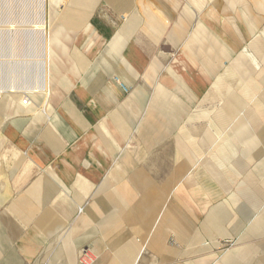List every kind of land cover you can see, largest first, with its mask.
I'll return each mask as SVG.
<instances>
[{
  "label": "rangeland",
  "instance_id": "rangeland-1",
  "mask_svg": "<svg viewBox=\"0 0 264 264\" xmlns=\"http://www.w3.org/2000/svg\"><path fill=\"white\" fill-rule=\"evenodd\" d=\"M109 1L47 0L48 82L0 35V264H264V0Z\"/></svg>",
  "mask_w": 264,
  "mask_h": 264
},
{
  "label": "bare ground",
  "instance_id": "bare-ground-1",
  "mask_svg": "<svg viewBox=\"0 0 264 264\" xmlns=\"http://www.w3.org/2000/svg\"><path fill=\"white\" fill-rule=\"evenodd\" d=\"M111 1H113V0H111ZM111 1H109V2H111ZM124 1V0H123ZM127 1V0H126ZM254 1V0H253ZM13 2H14V0H0V35H4L5 37H11V36H13V38L15 39V37H17L18 36V34L19 33H21V32H27V33H29V34H38V36L40 35V40H42V42H43V44H44V48H45V53H46V57H45V60H44V72H43V76H44V79H45V81L46 82H48L47 81V79H46V72H47V60H48V48H49V41H48V36H49V29H47L46 28V22H47V16H48V6H47V0H39V6L38 7H40L39 9H40V16H39V19L37 20V21H33L32 22V25H30V26H21V25H19V24H13V23H15V22H13L12 23V21H9L10 20V18L12 17V11H11V9H12V5H13ZM119 2H121V1H119ZM255 2V1H254ZM253 2V3H254ZM112 3V2H111ZM114 3V2H113ZM143 3V2H142ZM256 3V2H255ZM119 4V3H118ZM125 4H123V6H124ZM256 5V4H255ZM145 7H146V5H145ZM148 7H149V5H148ZM256 7V6H255ZM55 9V8H54ZM55 11V10H54ZM249 11V10H248ZM56 14H57V11L55 12ZM59 13V12H58ZM249 14V13H248ZM53 15V14H52ZM51 15V16H52ZM223 15L224 16H228V15H230L229 13H223ZM250 15V14H249ZM238 16V15H237ZM225 18V17H224ZM237 20H239L238 22H237ZM257 21V20H256ZM50 22V21H49ZM151 22V21H150ZM155 22V21H154ZM19 23H21V22H19ZM31 23V22H30ZM240 23H241V20L240 19H236V22L234 21V20H227V22H223V24H224V26H227V27H230V28H232L233 29V26H235L236 27V31H238V33L240 34V33H242L241 32V27H240ZM183 25V23H179V25ZM25 25V24H24ZM147 25V24H146ZM152 26V25H151ZM141 29V28H140ZM199 29L200 30H202V27L200 26L199 27ZM49 30V31H48ZM22 34V33H21ZM23 35V34H22ZM51 36V35H50ZM19 37V36H18ZM6 39V38H5ZM13 39V40H14ZM18 39V38H17ZM17 39H15L16 41H17ZM10 41V40H9ZM8 42V41H7ZM224 44V43H223ZM42 45V44H41ZM225 48V47H224ZM227 50V49H226ZM226 50H223V52H224V55H220L221 57H218V58H216L214 61L215 62H218V63H221V62H223L222 60H223V56H225L226 55ZM256 53H258L257 52V50H256ZM45 55V54H44ZM257 55V54H256ZM258 56V55H257ZM42 60V61H43ZM209 62V61H208ZM8 65V64H7ZM215 65V64H214ZM213 65V66H214ZM215 68V67H214ZM209 70H211V69H209ZM125 87V86H124ZM17 87H15L14 85H9V86H7V89L6 90H4V92H8V93H10V95L12 94V99L16 102V108L17 109H19V110H22L23 108H26V107H31L30 108V112L31 111H33L34 110V106H31V103L29 102H26L25 101V105H24V101H23V97H21L22 96V93H26V94H28L29 95V97L33 94V93H36V92H38V89H40V88H38V86L37 87H33V86H31V87H29L28 88V90H26V92H21L20 90H17L16 89ZM218 88V87H217ZM50 89V88H49ZM219 92L221 91L220 89L218 90ZM2 91L0 90V93H1ZM49 93V91L47 90V87H46V85H44V88H43V95H44V97H45V99L47 98V96L50 94H48ZM209 94V93H208ZM209 97L211 96V98H215L214 97V95H213V93L211 92L209 95H208ZM208 96H207V98H208ZM20 98V99H19ZM49 98V97H48ZM18 99H19V101H18ZM44 99V100H45ZM135 100H133V106H134V108H136L138 105H139V101L140 100H138V98H134ZM30 101V100H29ZM45 102H46V100H45ZM232 104H233V102H232ZM33 113V112H32ZM146 120V119H145ZM109 123V122H108ZM103 128V127H102ZM106 134H108V133H106ZM127 167H128V162H123V163H121L119 166H117V168H116V172H114L113 174H112V179L115 181V178H117V179H119V178H124L123 176V174H121V173H124L126 170H127ZM118 172H121V173H118ZM130 179H131V181H133V178L132 177H130ZM124 189L126 190V192H128V193H131L132 192V190H130L131 189V187H130V185H129V182L127 183V182H125V187H124ZM165 191V190H164ZM164 191H162L163 193H164ZM167 191V190H166ZM120 192V191H119ZM134 192V191H133ZM132 192V193H133ZM161 192V194H163ZM121 194V197H122V199L124 200V201H119L120 203H122V204H124V203H127V204H130L131 202L130 201H128V200H126V198H125V196H124V194H122V193H120ZM119 195V194H118ZM152 194H150V196H151ZM164 195V194H163ZM166 195V194H165ZM150 196H147V199H145V202L146 203H150L151 205L152 204H156V202L157 203H160V200H161V197L160 196H158V197H156L155 199H154V196H152L151 198H152V200L150 199ZM176 196V195H175ZM163 197V196H162ZM120 200V199H119ZM182 203V202H181ZM174 207H177V206H174ZM81 210V209H80ZM138 224H139V222H137L136 223V225H137V227H138ZM136 227V228H137ZM137 230H139L138 228H137ZM133 254V253H132ZM132 254H130V255H132ZM138 257H139V251L134 255V257H132L133 259L132 260H130L129 262H124V264H135L136 263V260L138 259ZM87 263V262H86Z\"/></svg>",
  "mask_w": 264,
  "mask_h": 264
},
{
  "label": "crops",
  "instance_id": "crops-1",
  "mask_svg": "<svg viewBox=\"0 0 264 264\" xmlns=\"http://www.w3.org/2000/svg\"><path fill=\"white\" fill-rule=\"evenodd\" d=\"M112 173H114L113 169L110 170V172H109V175H110L111 177H112ZM76 176H77V175H76ZM40 183H41V181L35 183V184H36L35 187L37 186V188L39 189L38 186H39ZM69 205H70V203H67V204H65V205L62 206L63 210L65 209V211H64L65 214H67V212H68V211H67V208L69 207ZM30 209H32V208H29V210H30ZM81 211H82V210H81ZM129 247L132 248V250H133L135 246H132V247L129 246ZM73 253H74V252H70V257L74 259V258H75V254H74V256H73ZM132 253H133V254H132ZM132 253L129 252L128 255H127V257H125V259L122 260V263H121V264H124L125 261H126V262H129V261L131 260V258L134 257V255H135L137 252L135 253V252L132 251ZM130 254H132V255H130ZM104 259H105V262L108 261L106 258H104ZM132 259H133V258H132ZM102 260H103V258H102ZM101 263H102V261H101ZM101 263H100V264H101ZM115 263L118 264L117 261H115Z\"/></svg>",
  "mask_w": 264,
  "mask_h": 264
},
{
  "label": "built area",
  "instance_id": "built-area-1",
  "mask_svg": "<svg viewBox=\"0 0 264 264\" xmlns=\"http://www.w3.org/2000/svg\"><path fill=\"white\" fill-rule=\"evenodd\" d=\"M124 86V85H123ZM90 253L88 251H85L81 254V261L87 262L88 259H90Z\"/></svg>",
  "mask_w": 264,
  "mask_h": 264
}]
</instances>
